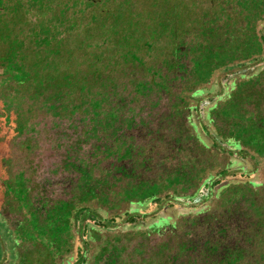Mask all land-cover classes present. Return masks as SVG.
Masks as SVG:
<instances>
[{
	"label": "trees",
	"instance_id": "16d2710c",
	"mask_svg": "<svg viewBox=\"0 0 264 264\" xmlns=\"http://www.w3.org/2000/svg\"><path fill=\"white\" fill-rule=\"evenodd\" d=\"M132 1L126 0L119 9L127 16L116 17L103 7L104 12L96 14V23L88 26L89 30L109 27L107 32L114 38L127 31L139 33L150 50L153 38L149 36L157 31L164 33L169 39L163 47L168 55L163 66L168 78L171 82L178 78L190 86L193 61L183 54L194 50L181 45L185 41L180 37L190 30L188 23L195 18L196 30L207 42L198 46L199 53H193L194 61L200 69L209 71V78L184 90L178 99L174 96L170 101L173 106L186 104L184 113H175L166 107L169 94L165 87L156 88L157 77L163 75L159 70L153 71L151 80L134 81L127 74L123 82V71L117 73V80L104 77L99 68L82 76L74 70L75 54H66V62L61 59V47H53L60 54L50 49L45 55L35 47L31 55L27 53L24 61L43 75L37 80L42 91L52 97L55 109L68 93L73 96L63 106L64 112L72 119L76 113L79 116L75 122L70 120L72 124L62 123L55 158L41 169L43 174H27L24 170L11 181L0 171V216L11 237L10 244L6 241L8 250L2 248L3 254L0 252V262L134 264L123 238L115 236L106 243L102 239L103 232H124L145 239L154 234L164 237L162 264H264V13L259 14L253 32L247 27L253 12L264 11V3L227 1L241 7L242 12L232 15L233 24L230 19L221 20L225 9L218 0H209L213 21L206 14L197 15L195 0H149L146 15L151 23L141 28L144 15L134 12ZM19 10L15 8L18 23L25 25L28 14ZM14 46L10 48L16 52L19 44ZM223 53H229L225 64L216 59ZM127 55L131 58L126 56V63H134V69H145L138 55ZM13 58L11 54L4 59V72L16 68ZM48 65L50 71L45 70ZM217 77L220 91L215 96L207 95ZM98 82L108 83L110 89L103 87L99 93ZM126 83L131 91L125 93ZM75 91L76 95L72 94ZM137 91L142 92L140 100L134 97ZM186 124L192 130L191 142L230 157L226 166L198 168L193 182L187 177L193 166L190 160L183 173L166 165L167 153L162 149H177L178 134ZM83 129L88 136L95 133L94 129L100 130V135L89 140ZM119 136L130 138L122 154L107 153V146ZM162 136L164 144L159 143ZM93 146L103 150L102 159L90 154ZM141 147L147 150L142 157ZM101 163L106 164L103 176L93 175L91 167ZM179 180L183 185L177 188ZM117 187L124 188L123 211L109 204L108 196ZM174 240L175 250L167 253Z\"/></svg>",
	"mask_w": 264,
	"mask_h": 264
},
{
	"label": "rangeland",
	"instance_id": "374dc122",
	"mask_svg": "<svg viewBox=\"0 0 264 264\" xmlns=\"http://www.w3.org/2000/svg\"><path fill=\"white\" fill-rule=\"evenodd\" d=\"M125 1L126 0H101V2H95L93 4L87 0H0V54H3L2 59L0 58V171L1 174L7 177V180L12 181L18 172L24 170L27 174L34 175L39 172L40 175L43 174L41 169L46 168L55 158L54 147L55 144L60 141L59 131L62 123L68 122V124H72V121L75 122L76 116H79V113H76L73 115L75 119H72L70 116L71 114L64 112L66 109L63 106L73 95L67 93L63 104L55 109L53 101H51L52 97H48L45 91H42V86L37 78H41L43 75L34 72L25 58L28 57L27 53L31 55L34 47L37 51L45 55L46 53L49 54L48 50L53 49L54 46L61 47L63 50L62 53L64 54L61 56V59L66 62H68L66 60L68 59L66 54H75L77 58L73 59L75 60L73 64L75 63L77 68H74V70L79 71L82 76L84 74L89 75V72L92 73L94 68H99L100 71L104 72V77L110 76L111 78L113 76V78L117 80V73L123 71V82H125L124 80L127 74H130L132 76L130 78L134 81H137V79L144 81L151 80L153 71L159 70L163 75L162 77H157L156 81L158 85L156 88L161 89L165 87L164 91H167L169 94V102L167 103L168 105L166 104V107H169L170 111H176L175 113L179 110L181 113H184L186 104L183 103L173 106L170 101L173 98L175 100V97L178 99L184 90L193 89V87L197 86L196 84H198V82L202 80L205 81L209 78V71L200 69V66L194 61L195 56L193 53H199L196 52L198 46L207 42L202 39L201 35H199V31L196 30L197 28L193 23L195 16L193 17L194 19H190L191 21L188 23L190 30L180 37L181 41H185L181 43V45L186 47L190 46L192 52L194 50L193 53L186 52L183 54V57L187 55V59L193 61L190 65L192 74L190 86L187 85V83L180 82L178 78L177 81L174 82H171L168 78V74L164 68V63L168 59V55L167 51L163 52V47L167 45L169 39L164 33L161 34V32L157 31L154 33L155 36H149V38H153L151 39L153 46L150 50L143 45V38L145 37L139 33L134 34L129 31L123 34L116 33L117 35L114 38L115 35H113L112 32H107L110 29L109 27L96 29L95 31L89 30L88 26L96 23L93 22L97 17L96 14H102L104 12V9H102L103 7H108L113 14H116V17L117 14L118 17L123 15L119 9L125 6ZM218 1L220 5L223 3V8L225 9L223 14H221V20L227 22L228 19H230L229 21L234 24L235 18L232 19V15L236 16V14H239L241 7L236 5V3H227L229 0ZM132 2L131 6L134 8V12H139L141 15H144L140 22L141 28L145 24L151 23L146 15L149 0H133ZM240 2L245 3L243 0ZM260 2L264 3V0H260ZM193 6L197 15L206 14L208 19L213 21L214 15L209 10V8H211L209 0H195ZM15 8L27 12L28 15L25 17L27 23L25 25L18 23L19 21L16 17ZM253 13L247 25L251 32L254 30V25L257 22L259 14H263L264 11ZM20 14H18V16H21ZM109 19L110 18H108V25L111 24ZM16 44H19V47L16 52H14L10 47ZM74 49L76 50L75 52H73ZM53 50L56 51H53L54 54L61 53L60 51L57 52V49ZM128 52L138 55L144 62L143 66H146L145 69H142V67L141 69H134L136 67L134 63H126L125 58H131V55H127ZM229 53H223V55L217 56L216 59L222 64H225ZM11 54L15 57L13 60L17 63L16 68L12 71L6 69L4 72V59ZM206 54L207 53H205V55L202 54L201 56L205 57ZM214 56H216V54H214ZM24 59L26 60L24 61ZM92 65H96V67ZM47 68L48 69L45 70L50 71L49 65ZM141 74L144 75L141 76ZM37 75H39V77H37ZM219 79L220 78L217 77L211 91L208 92L207 95L215 96L220 91L221 83ZM100 82H98L96 88L99 93L103 91L104 88L110 89L108 83L105 86V83L101 84ZM37 87L40 88L39 91L36 89ZM125 89V93L131 91L129 84L126 83ZM76 93L77 91L72 94L76 95ZM134 94L136 100H140L142 92L137 91L134 92ZM71 119L72 121H70ZM93 122L97 125L99 124L96 118L93 119ZM59 123L61 124L59 125ZM184 127L185 128L182 129L183 133L181 131L182 134H178L181 138L177 149L173 151L172 147H169V149L165 147L162 148L163 151L167 153L165 154L167 156L164 162H166L168 167L178 168L184 173V167L190 160L193 166L190 165L191 167L188 169L189 174H187V177H190L189 180L193 182L195 178L194 175L197 173L198 168H205V166L219 168L229 163V155L222 154L217 150H204L202 146H199L195 142H191L194 141V139L190 138L192 130L187 124ZM93 132L95 133H91L88 136L84 131L83 135L89 140L99 137L98 134L100 135V130L97 132L96 129H94ZM164 132L165 131L162 130V133ZM129 140L130 138L128 137L124 138L123 136H119L115 139V142L112 141V146H107L106 152L109 154H122L123 147L126 146ZM165 141L166 139L162 136L159 143L164 144ZM160 146L163 145L160 144ZM141 149L143 150L140 152V156L142 157L145 156L144 154H146L147 150L145 147H141ZM84 150H87V147H85ZM100 150L101 151L93 146L92 149H90V154H92L93 157L102 159L104 152L101 148ZM139 159L140 158H137V160ZM135 163H137L136 160ZM105 166L106 164L104 163L98 166L94 165L91 167V173L95 176H103ZM160 171L161 170L158 172ZM158 172L157 175H159ZM261 172L264 177V166ZM164 181H166V179ZM124 184L125 182L120 183V188L121 185ZM176 185H178L176 186L177 188H180L183 183L179 180L176 182ZM123 187L121 190L117 187L115 192L108 196L109 204L111 206L115 205V207L117 205L116 208L120 211H123L126 207L125 201L122 200V196H124ZM260 189L263 190V188ZM8 232L9 230L6 226V222L0 216L1 253L2 248L8 250L7 242L9 244L11 242V237H8L6 234ZM115 236L123 238V241L125 240L124 243L132 252L129 257L134 264L165 263L162 261L163 257L161 256L163 251L160 250V248L164 246V237H158L154 234L149 239H145L142 238L143 236L140 234L126 235L124 232L102 233V239L105 243L109 238L113 240ZM176 244L177 241L174 240L170 245L171 248H167V253L175 250ZM0 264H5V262H0Z\"/></svg>",
	"mask_w": 264,
	"mask_h": 264
}]
</instances>
